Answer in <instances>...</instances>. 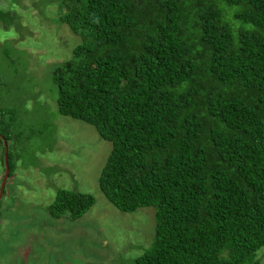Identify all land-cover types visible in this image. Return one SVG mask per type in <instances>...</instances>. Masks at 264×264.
<instances>
[{
    "label": "trees",
    "instance_id": "16d2710c",
    "mask_svg": "<svg viewBox=\"0 0 264 264\" xmlns=\"http://www.w3.org/2000/svg\"><path fill=\"white\" fill-rule=\"evenodd\" d=\"M62 1L81 41L52 72L58 111L112 141L99 177L108 200L156 209L135 264H259L264 0ZM94 202L61 187L48 211L77 219Z\"/></svg>",
    "mask_w": 264,
    "mask_h": 264
},
{
    "label": "rangeland",
    "instance_id": "374dc122",
    "mask_svg": "<svg viewBox=\"0 0 264 264\" xmlns=\"http://www.w3.org/2000/svg\"><path fill=\"white\" fill-rule=\"evenodd\" d=\"M63 6L0 0V129L12 134L14 165L0 197V264H135L152 245L156 209H117L99 183L112 141L58 111L52 72L81 41L61 21ZM1 158L0 144V188ZM61 187L95 202L77 219L52 217L48 207ZM256 259L264 264V246Z\"/></svg>",
    "mask_w": 264,
    "mask_h": 264
},
{
    "label": "water",
    "instance_id": "95a60500",
    "mask_svg": "<svg viewBox=\"0 0 264 264\" xmlns=\"http://www.w3.org/2000/svg\"><path fill=\"white\" fill-rule=\"evenodd\" d=\"M0 136H1V138L5 144V162L4 163H5V169H6L5 174H4V178H3V182H2V186L0 188V197H1L2 192H3V188L5 187V183L9 177V174H10V165H9V156H8L9 147H8L7 139L1 133H0Z\"/></svg>",
    "mask_w": 264,
    "mask_h": 264
},
{
    "label": "flooded vegetation",
    "instance_id": "af4514ba",
    "mask_svg": "<svg viewBox=\"0 0 264 264\" xmlns=\"http://www.w3.org/2000/svg\"><path fill=\"white\" fill-rule=\"evenodd\" d=\"M3 6H6L5 3L3 4ZM3 15H4V11L2 9H0V17L3 16Z\"/></svg>",
    "mask_w": 264,
    "mask_h": 264
}]
</instances>
